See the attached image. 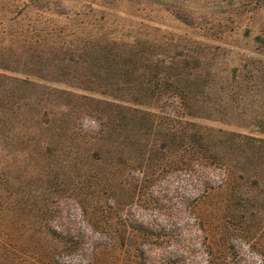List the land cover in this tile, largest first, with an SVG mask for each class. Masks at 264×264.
Returning a JSON list of instances; mask_svg holds the SVG:
<instances>
[{
	"label": "rangeland",
	"instance_id": "1",
	"mask_svg": "<svg viewBox=\"0 0 264 264\" xmlns=\"http://www.w3.org/2000/svg\"><path fill=\"white\" fill-rule=\"evenodd\" d=\"M0 65V264L124 207L185 229L193 204L223 264H261L264 0H0Z\"/></svg>",
	"mask_w": 264,
	"mask_h": 264
},
{
	"label": "trees",
	"instance_id": "2",
	"mask_svg": "<svg viewBox=\"0 0 264 264\" xmlns=\"http://www.w3.org/2000/svg\"><path fill=\"white\" fill-rule=\"evenodd\" d=\"M0 68L10 69L1 65ZM206 158L196 142L194 151L196 168L207 162ZM224 172L218 187L224 185L227 180L225 169ZM1 207L2 205L0 209ZM105 207V212L110 214L114 209V203L110 201ZM187 207L189 210V206ZM191 207L193 209L191 213L195 217L190 227L185 229L172 224L169 226L168 223L175 222L174 218L170 221L163 220L160 224L156 218L138 223L128 216L130 208L126 207L118 210L114 223L105 220L102 221L104 226L100 225L97 228L87 224L83 227L60 225V231L56 233L55 228L51 227V238L45 245L46 260L40 256V259H35L32 264H70L62 260L67 256L75 259L76 264H223L221 259L225 258V254L220 238L207 229L202 215L195 213L194 204ZM4 209L2 212H5L7 217L9 209L5 206ZM166 215L171 216L169 213ZM9 228L3 224L0 217V255L4 256V259L9 258L13 248ZM70 230L73 233H70ZM261 264H264V259L261 260Z\"/></svg>",
	"mask_w": 264,
	"mask_h": 264
}]
</instances>
